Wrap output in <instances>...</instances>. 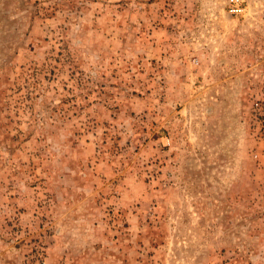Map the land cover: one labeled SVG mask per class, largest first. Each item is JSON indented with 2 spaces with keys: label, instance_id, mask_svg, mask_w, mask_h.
Instances as JSON below:
<instances>
[{
  "label": "rangeland",
  "instance_id": "1",
  "mask_svg": "<svg viewBox=\"0 0 264 264\" xmlns=\"http://www.w3.org/2000/svg\"><path fill=\"white\" fill-rule=\"evenodd\" d=\"M0 264H264V0H0Z\"/></svg>",
  "mask_w": 264,
  "mask_h": 264
},
{
  "label": "built area",
  "instance_id": "2",
  "mask_svg": "<svg viewBox=\"0 0 264 264\" xmlns=\"http://www.w3.org/2000/svg\"><path fill=\"white\" fill-rule=\"evenodd\" d=\"M238 11H239V9H238V6H237L236 4H232V5H230L229 12H231V13H236V12H238Z\"/></svg>",
  "mask_w": 264,
  "mask_h": 264
}]
</instances>
